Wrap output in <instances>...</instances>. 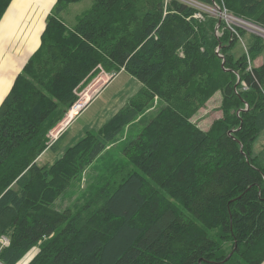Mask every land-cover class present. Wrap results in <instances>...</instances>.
I'll return each mask as SVG.
<instances>
[{"label":"trees","instance_id":"trees-1","mask_svg":"<svg viewBox=\"0 0 264 264\" xmlns=\"http://www.w3.org/2000/svg\"><path fill=\"white\" fill-rule=\"evenodd\" d=\"M76 1H55L38 48L0 101V236L9 238L0 262L17 264L37 246L26 264H261L264 159L253 143L264 130V59L253 61L264 38L206 11L195 17L179 0H94L69 26L60 14ZM215 1L264 28V0ZM11 2L0 0V21ZM122 69L140 81L137 92L39 164L79 87ZM214 91L223 115L203 129L192 116ZM155 98L161 107L121 148L125 173L77 208H56Z\"/></svg>","mask_w":264,"mask_h":264},{"label":"rangeland","instance_id":"rangeland-1","mask_svg":"<svg viewBox=\"0 0 264 264\" xmlns=\"http://www.w3.org/2000/svg\"><path fill=\"white\" fill-rule=\"evenodd\" d=\"M35 1L29 0L30 5L35 4ZM93 3L94 0L71 2L61 12L60 17L67 25L73 26L77 18L84 14ZM17 6L18 3L16 4ZM45 8L43 5V9ZM41 13L44 14L45 11ZM32 14L37 15L34 9L26 19H24L22 13L18 15L10 14L8 19L4 21V26L0 28V101L7 94L13 77L21 71H19L20 67L25 64L30 53L39 44L42 28L38 30L36 28L38 25L36 21L31 22L33 20ZM237 28L258 33V35L259 32L264 34V31L255 25L238 26ZM262 37L264 38V36ZM241 52V45L238 44H235L234 51H231L235 57L241 54ZM263 59L264 53L253 63L259 64ZM110 76V73L101 70L79 87L77 100L89 103L69 122L67 127L64 126V123L67 120L68 111L72 105L65 110L62 118L48 131L50 143H53L60 135L61 137L54 149H46L40 154L38 157L39 164L51 163L67 147L73 145L83 137L88 130H96L101 127L113 113L124 105L131 95L137 92L141 85L136 77L124 69ZM221 100V93L214 91L207 99L205 105L193 114L192 120L203 129L211 128L214 122L223 115V111L220 108ZM160 107L161 103L155 98L145 114L140 116L142 120L139 119L138 122L127 126L107 146L106 150L83 170L80 177L70 184L64 194L55 202V207L61 210L65 208L75 209L88 199L101 184L118 180L119 173H125L127 167L121 165L124 161L121 155L122 146L128 138L141 128L150 115L154 114ZM253 154H258L259 157L264 159V130L253 143ZM36 251L37 246L32 247L17 264H26Z\"/></svg>","mask_w":264,"mask_h":264},{"label":"built area","instance_id":"built-area-1","mask_svg":"<svg viewBox=\"0 0 264 264\" xmlns=\"http://www.w3.org/2000/svg\"><path fill=\"white\" fill-rule=\"evenodd\" d=\"M189 6H192L196 9L194 16L198 18H203L204 11L209 12L211 15L218 17L220 20H224L228 28H230L233 32H236V28L238 26L246 27V25H255L238 16L230 13L226 7L218 4L215 0H212L210 4H206L201 2L200 0H179ZM219 20V21H220ZM257 26V25H255ZM261 28V27H259ZM264 31V28H261ZM258 34V33H257ZM259 35L264 36L263 33L259 32ZM89 102L83 100L75 101L71 108L68 111L67 120L64 123V126L67 127L69 122L75 118L88 104ZM74 111H77L73 113ZM9 244V238L6 235L0 236V249L3 246H7ZM0 264H2L0 262Z\"/></svg>","mask_w":264,"mask_h":264},{"label":"crops","instance_id":"crops-1","mask_svg":"<svg viewBox=\"0 0 264 264\" xmlns=\"http://www.w3.org/2000/svg\"><path fill=\"white\" fill-rule=\"evenodd\" d=\"M55 1L56 0H36L35 1V4L36 5L33 4L31 6L29 0H13L12 3H11V5H10V7L4 13L5 14V16L3 15L4 18H3V16H2L3 19L1 18L2 21H0L1 22L0 23V28L4 26V21H6V19H8V17H9L10 14L11 15L12 14L13 15H18V14H21L22 13L23 16H24V19H26V18L29 17V15L31 14L32 10L34 9L35 12L37 13V15H33V14L31 15V16H33V20H31V22H35L36 21V23L38 24L36 28L38 30H40L42 28V30L40 32V35H41V33H42L43 29H44V26H45L46 16L48 15V13L50 12V10L52 9ZM17 3H18V6L16 7V4ZM43 5L46 7L45 9H43ZM42 11H45V13L42 14L41 13ZM38 46H39V44L30 53V55L38 48ZM23 65L20 67L19 71L22 69ZM261 264H264V260L262 261Z\"/></svg>","mask_w":264,"mask_h":264},{"label":"water","instance_id":"water-1","mask_svg":"<svg viewBox=\"0 0 264 264\" xmlns=\"http://www.w3.org/2000/svg\"><path fill=\"white\" fill-rule=\"evenodd\" d=\"M219 49H220V45H218V47H217V50H216L217 53H218ZM223 62H224V61H222V65H223ZM111 76H112V75H111ZM111 76H110V77H111ZM110 77H109V78H110ZM241 148H242V145H241ZM232 252H233V251H232ZM232 252H230V253L227 255V257H226L225 259H227V258L231 255Z\"/></svg>","mask_w":264,"mask_h":264},{"label":"bare ground","instance_id":"bare-ground-1","mask_svg":"<svg viewBox=\"0 0 264 264\" xmlns=\"http://www.w3.org/2000/svg\"><path fill=\"white\" fill-rule=\"evenodd\" d=\"M75 112H77V111H74L73 113H75ZM64 123V122H63Z\"/></svg>","mask_w":264,"mask_h":264}]
</instances>
